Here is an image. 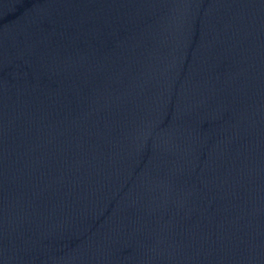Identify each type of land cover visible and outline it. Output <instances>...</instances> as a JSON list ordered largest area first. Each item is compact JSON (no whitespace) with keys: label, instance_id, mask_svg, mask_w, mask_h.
<instances>
[{"label":"water","instance_id":"water-1","mask_svg":"<svg viewBox=\"0 0 264 264\" xmlns=\"http://www.w3.org/2000/svg\"><path fill=\"white\" fill-rule=\"evenodd\" d=\"M0 264H264V0H0Z\"/></svg>","mask_w":264,"mask_h":264}]
</instances>
